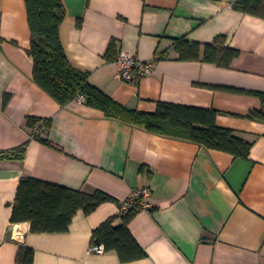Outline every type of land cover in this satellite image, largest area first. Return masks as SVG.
I'll list each match as a JSON object with an SVG mask.
<instances>
[{
    "label": "crops",
    "instance_id": "1",
    "mask_svg": "<svg viewBox=\"0 0 264 264\" xmlns=\"http://www.w3.org/2000/svg\"><path fill=\"white\" fill-rule=\"evenodd\" d=\"M234 1L61 0L58 33L69 63L122 106L153 112L162 101L213 109L218 126L252 143L247 157L107 118L79 100L61 106L32 79L24 0H0V151L25 144L22 159L0 160V264H17L20 245L34 250L33 264H264V121L248 118L261 107L252 92H264V17ZM217 35L240 51L230 66L178 58L176 38L205 43ZM110 40L116 54L165 57L126 82L105 56ZM30 117L41 121L28 126ZM43 120L49 143L32 138ZM22 176L99 189L112 200L89 214L78 210L65 232L32 233L18 222L25 230L19 244L10 214ZM142 187L150 189V207L128 228L146 256L121 262L114 251H88L92 230Z\"/></svg>",
    "mask_w": 264,
    "mask_h": 264
},
{
    "label": "trees",
    "instance_id": "2",
    "mask_svg": "<svg viewBox=\"0 0 264 264\" xmlns=\"http://www.w3.org/2000/svg\"><path fill=\"white\" fill-rule=\"evenodd\" d=\"M27 21L31 33L28 54L32 58V79L61 106L81 97L84 104L99 109L107 118L120 119L148 131L172 135L199 144L205 148L225 151L237 157H247L252 143L236 135L233 130L216 124L213 109L158 101L153 112L128 109L89 82V75L73 67L59 39V25L65 12L61 0H24ZM232 6L244 13L264 17L263 0H235ZM174 49L181 60H201L204 63L228 67L238 57L237 48L225 44V36L217 35L211 42L200 43L185 38L174 40ZM118 54V53H117ZM115 41L110 40L105 56L116 60ZM165 57V53L154 56L153 61ZM114 60V61H115ZM261 107L252 110L248 118L264 121V92H252ZM36 118H28L33 127ZM48 121L38 127L47 129ZM32 138L44 143L49 141L33 132ZM25 144L11 150L0 151L2 159H22ZM112 200L102 190L91 192L72 189L59 184L22 176L19 179L13 202L10 221L28 222L32 233L65 232L78 210L91 213L100 204ZM121 201L118 202L120 207ZM137 208L126 213L108 217L92 230L91 244H101L104 251H114L121 262H130L146 256L128 228ZM119 218L121 224L115 225ZM17 264H33L34 250L20 245L16 253Z\"/></svg>",
    "mask_w": 264,
    "mask_h": 264
},
{
    "label": "built area",
    "instance_id": "3",
    "mask_svg": "<svg viewBox=\"0 0 264 264\" xmlns=\"http://www.w3.org/2000/svg\"><path fill=\"white\" fill-rule=\"evenodd\" d=\"M116 63L119 67L118 76L121 80L126 82H137L141 77L151 72L154 61H141L133 54L126 51H119L116 57ZM76 100L81 101V97ZM43 127L36 128L37 133L42 135ZM150 189L147 187L137 188L133 190L126 199L121 201L119 212L126 213L130 209L137 208L138 210L148 209L150 207L149 198ZM11 239L17 243H22L25 230L20 224H10ZM88 251L101 253L103 252V246L101 244H92L88 248Z\"/></svg>",
    "mask_w": 264,
    "mask_h": 264
}]
</instances>
